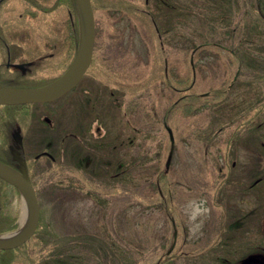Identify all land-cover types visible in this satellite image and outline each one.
<instances>
[{
	"label": "rangeland",
	"instance_id": "1",
	"mask_svg": "<svg viewBox=\"0 0 264 264\" xmlns=\"http://www.w3.org/2000/svg\"><path fill=\"white\" fill-rule=\"evenodd\" d=\"M89 4L80 80L0 105V164L27 174L38 208L0 264L264 261V0ZM80 32L77 0H0V92L60 79ZM26 209L0 178V241L25 229Z\"/></svg>",
	"mask_w": 264,
	"mask_h": 264
},
{
	"label": "water",
	"instance_id": "2",
	"mask_svg": "<svg viewBox=\"0 0 264 264\" xmlns=\"http://www.w3.org/2000/svg\"><path fill=\"white\" fill-rule=\"evenodd\" d=\"M81 19L80 47L68 71L55 82L35 90H11L4 89L0 92V105H21L26 103L51 101L61 96L67 89L74 86L86 71L92 55L94 41V23L89 0H77ZM170 138L171 149L169 151L166 166L172 155L173 138L171 131L167 128ZM0 178L16 187L26 196L29 204V219L25 229L15 238L0 241V249L12 248L24 242L33 232L38 221V208L34 199V194L28 176L16 175L0 164ZM264 232V225H263ZM264 264V261L249 257L241 264Z\"/></svg>",
	"mask_w": 264,
	"mask_h": 264
},
{
	"label": "flooded vegetation",
	"instance_id": "3",
	"mask_svg": "<svg viewBox=\"0 0 264 264\" xmlns=\"http://www.w3.org/2000/svg\"><path fill=\"white\" fill-rule=\"evenodd\" d=\"M8 66V65H7ZM23 70L24 69V67L23 66H20L19 68H18V70ZM5 81L3 80H1L0 79V85L1 86H4L5 85ZM46 118H47V116H46ZM0 119H2V118H0ZM46 121H48V119H46ZM4 126H5V124H4V121H3V119H2V124H1V122H0V148L2 147V146H5L4 144H5V135L3 134V132H2V130H3V128H4ZM9 148H12L11 147V145H9L8 146ZM12 154V153H11ZM19 165H21V163H19ZM256 183H258V182H256ZM255 183V184H256ZM257 264H260L259 262H257Z\"/></svg>",
	"mask_w": 264,
	"mask_h": 264
},
{
	"label": "trees",
	"instance_id": "4",
	"mask_svg": "<svg viewBox=\"0 0 264 264\" xmlns=\"http://www.w3.org/2000/svg\"><path fill=\"white\" fill-rule=\"evenodd\" d=\"M0 122H1V124H2V119H0ZM1 157H6V156H5V155H2ZM1 218H2V217H1ZM2 219H3V218H2ZM7 224H8V222H6V221L0 219V233H1V232H4V231H6V230L9 229V227L7 226ZM6 227H8V228H6Z\"/></svg>",
	"mask_w": 264,
	"mask_h": 264
},
{
	"label": "bare ground",
	"instance_id": "5",
	"mask_svg": "<svg viewBox=\"0 0 264 264\" xmlns=\"http://www.w3.org/2000/svg\"><path fill=\"white\" fill-rule=\"evenodd\" d=\"M26 214H27V209H26ZM27 220H28V214H27Z\"/></svg>",
	"mask_w": 264,
	"mask_h": 264
}]
</instances>
